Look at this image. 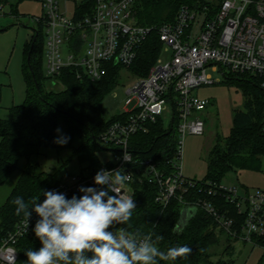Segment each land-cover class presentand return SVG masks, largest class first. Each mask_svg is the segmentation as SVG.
Instances as JSON below:
<instances>
[{
    "label": "built area",
    "instance_id": "2783aa9c",
    "mask_svg": "<svg viewBox=\"0 0 264 264\" xmlns=\"http://www.w3.org/2000/svg\"><path fill=\"white\" fill-rule=\"evenodd\" d=\"M69 1L73 2L71 13L67 9ZM136 1L41 0V14L30 17L42 26L46 78L53 85L60 82L65 69L72 70L78 78L98 80L110 67L128 68L137 60L152 32L162 43L161 51L169 53L165 62L158 56L147 75L127 88L130 97L118 112L121 118L97 137L111 157L101 162L97 170L85 167L62 177L55 191L67 198L74 194L79 197L80 186L96 187L97 171L123 167L132 177L123 192L134 198L136 183H155V201L162 208L176 198L185 219L193 216H189L191 208L195 213L202 209L231 236L260 247L264 253V244L257 240H264V190L240 195L235 187L206 182L197 191L203 189L207 195L224 193L235 205L237 214L243 216L237 231L230 211H220L209 199L198 197L192 189L195 180L182 173L184 138L188 134L203 135L205 121L201 112L210 103L207 98L193 95L192 90L219 81L207 68L210 66L222 76L228 73L258 77L264 91V0H196L193 6L180 5L173 21L148 25L137 22ZM4 6L0 3V13ZM168 104L172 106L170 123L176 135L171 157L163 164L154 157L138 158L131 147V137L147 133L150 124L161 119ZM261 132L264 135V122ZM125 152L130 154L131 163L123 162ZM44 198L38 202L42 203ZM29 211L32 215L28 227L23 215L0 237V264H19L18 243L34 233L39 219L31 208Z\"/></svg>",
    "mask_w": 264,
    "mask_h": 264
},
{
    "label": "trees",
    "instance_id": "16d2710c",
    "mask_svg": "<svg viewBox=\"0 0 264 264\" xmlns=\"http://www.w3.org/2000/svg\"><path fill=\"white\" fill-rule=\"evenodd\" d=\"M20 1L0 0V3H8L10 12L16 15ZM182 4L193 6L196 0H137L136 20L141 25L173 21L176 11ZM33 33L32 40L25 45L23 64L27 73L25 100L21 104L12 105L8 109L7 118H0V185L17 168L21 158L27 159L14 187L0 205V237L11 230L23 216L15 213V205L12 203L15 197L20 196L25 202H30L33 197L39 196L40 200L44 197L40 190H56L62 178L55 179L57 173L44 172L38 163L28 161L30 157L39 155L43 148L58 146L54 143L58 119L64 120L66 125L64 137L70 138L60 147L71 148V157L87 161L86 167L97 170L101 162L96 152L102 149L97 137L112 122L121 118L119 113L107 116L102 104L105 95L116 84L119 66L110 67L108 73L98 80L78 78L72 70L65 69L60 76L61 87L55 88L59 83L53 85L50 82L49 88H46L45 77L41 72L44 43L41 24L33 29ZM161 48L162 43L156 33L152 32L144 42L137 60L128 68L137 76H145L155 63ZM227 78L236 81L235 83L240 86L244 96L243 108L235 110L232 126L223 147L216 143L211 148L206 174L202 180H195L196 184L192 189L198 197L209 199L220 211L228 209L239 231V223L243 216L237 214L235 205L224 193L218 191L207 195L203 189L197 192L206 182L220 184L221 178L229 171L261 168V157L264 156V135L261 132L264 122V91L259 86L258 77L233 74ZM36 83L40 88V94L36 89ZM75 139L78 142L77 146H73ZM175 140L174 125L170 123L165 128L162 119L158 118L155 123L150 124L147 133L132 136L130 143L138 158L154 157L158 163L163 164L164 160L171 157ZM134 189L137 208L134 210L129 230L154 232L163 236L159 244L162 250L177 245H188L192 248V253L186 258H177L174 262L161 261L160 264H233L229 244L221 255L213 251L214 246L218 244L217 229L228 239L232 237L234 241H238V238L225 233L202 209H197L192 217L185 219L180 216L182 205L176 198L170 199L165 208L155 201L157 191L155 183L138 182ZM257 240L264 244V240ZM18 246L19 264H25L27 261L25 252L30 248L38 250L41 243L33 233L24 236ZM214 255L219 256L213 259ZM257 264H264V253Z\"/></svg>",
    "mask_w": 264,
    "mask_h": 264
},
{
    "label": "rangeland",
    "instance_id": "374dc122",
    "mask_svg": "<svg viewBox=\"0 0 264 264\" xmlns=\"http://www.w3.org/2000/svg\"><path fill=\"white\" fill-rule=\"evenodd\" d=\"M67 9L68 13L72 12L73 2H68ZM13 13L10 12L9 4L5 2V6L0 13L1 119L8 117V109L12 105L21 104L25 100V79L27 76L26 70L23 68L25 45L32 40L33 29L37 26L30 17L41 14V0H21L17 5V14L14 15ZM168 58L169 53L160 51L159 59L161 62H165ZM41 72L45 77V86L49 88L50 82H48L45 72L44 43L42 46ZM207 72L219 81L213 84L201 85L192 90L193 95L210 100L206 109L201 112V117L205 121V131L203 135L188 134L183 141L182 173L184 177L192 180L203 179L206 174V165L211 148L216 143L223 147L224 140L232 126L233 114L235 110L242 109L244 103L240 86L235 83L236 81L227 78L230 74L226 73V76H222L212 70L210 66L207 68ZM139 78L141 77L134 74L130 68L118 67L116 84L105 95L102 102L107 116L115 115L122 110L126 100L130 97L126 93L127 88ZM60 87V84H56L55 88ZM171 115L172 106L168 104L161 116L165 128L170 123ZM58 129L56 139L63 138L66 125L62 118L57 121ZM56 144L57 147L43 148L39 155L30 157L28 161L38 163L39 168L44 172L57 173L55 179L78 173L88 165L87 161H80L77 157H71V148L60 147L62 143ZM77 144V139H75L73 146H77ZM96 156L100 162H104L111 157V152L99 149ZM26 162L27 159L21 158L17 168L0 185V205L14 187ZM220 184L225 187H235L240 195L254 193L258 189L264 190V156L261 157L260 170L238 169L229 171L221 178ZM218 230V244L213 248L216 254L221 255L223 249L229 244V250H232L233 264H257L263 254L260 247L248 242L234 241L232 237L228 239L224 233H220ZM219 255H214L213 259H216Z\"/></svg>",
    "mask_w": 264,
    "mask_h": 264
},
{
    "label": "clouds",
    "instance_id": "9594fccd",
    "mask_svg": "<svg viewBox=\"0 0 264 264\" xmlns=\"http://www.w3.org/2000/svg\"><path fill=\"white\" fill-rule=\"evenodd\" d=\"M68 139L58 138L54 143L66 144ZM122 160L132 162L126 152ZM131 179L123 167L102 168L94 176L98 187L80 186L79 197L74 194L67 198L55 190H40L45 197L42 203L38 202L39 196L30 202L15 197V213L27 218V227L30 208L39 217L33 231L41 247L25 252V264H160L189 256L192 248L188 245L162 250L159 244L163 236L129 230L137 205L133 196L122 189Z\"/></svg>",
    "mask_w": 264,
    "mask_h": 264
},
{
    "label": "water",
    "instance_id": "95a60500",
    "mask_svg": "<svg viewBox=\"0 0 264 264\" xmlns=\"http://www.w3.org/2000/svg\"><path fill=\"white\" fill-rule=\"evenodd\" d=\"M36 89H37L38 93L40 94V88H39V86H38L37 83H36ZM102 148H103V147H102ZM188 212L190 213L189 216H192V215H194V213H195V209H194V208H191L190 210H188ZM180 216H182V210H181V215H180Z\"/></svg>",
    "mask_w": 264,
    "mask_h": 264
}]
</instances>
